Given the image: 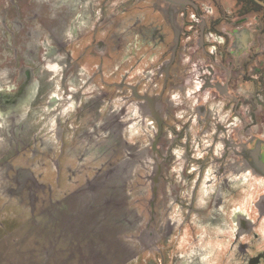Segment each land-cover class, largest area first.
I'll return each mask as SVG.
<instances>
[{
	"label": "rangeland",
	"instance_id": "1",
	"mask_svg": "<svg viewBox=\"0 0 264 264\" xmlns=\"http://www.w3.org/2000/svg\"><path fill=\"white\" fill-rule=\"evenodd\" d=\"M147 40L132 0H0V264H264V126Z\"/></svg>",
	"mask_w": 264,
	"mask_h": 264
},
{
	"label": "flooded vegetation",
	"instance_id": "2",
	"mask_svg": "<svg viewBox=\"0 0 264 264\" xmlns=\"http://www.w3.org/2000/svg\"><path fill=\"white\" fill-rule=\"evenodd\" d=\"M132 20L146 28L149 59L161 62L155 69L162 91L187 74V59L204 83L193 97L201 100L205 90L211 96L199 107L204 119L229 109L224 119H239L255 133L263 128L249 119L264 116V0H132Z\"/></svg>",
	"mask_w": 264,
	"mask_h": 264
}]
</instances>
